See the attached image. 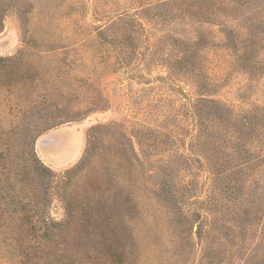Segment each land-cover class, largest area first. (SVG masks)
Listing matches in <instances>:
<instances>
[{"label":"rangeland","instance_id":"374dc122","mask_svg":"<svg viewBox=\"0 0 264 264\" xmlns=\"http://www.w3.org/2000/svg\"><path fill=\"white\" fill-rule=\"evenodd\" d=\"M0 264H264V0H0Z\"/></svg>","mask_w":264,"mask_h":264},{"label":"water","instance_id":"95a60500","mask_svg":"<svg viewBox=\"0 0 264 264\" xmlns=\"http://www.w3.org/2000/svg\"><path fill=\"white\" fill-rule=\"evenodd\" d=\"M49 141L48 140H43L42 142H41V144H47Z\"/></svg>","mask_w":264,"mask_h":264},{"label":"trees","instance_id":"16d2710c","mask_svg":"<svg viewBox=\"0 0 264 264\" xmlns=\"http://www.w3.org/2000/svg\"><path fill=\"white\" fill-rule=\"evenodd\" d=\"M50 173V172H49ZM21 241V240H20ZM21 243V245H22V241L20 242Z\"/></svg>","mask_w":264,"mask_h":264}]
</instances>
